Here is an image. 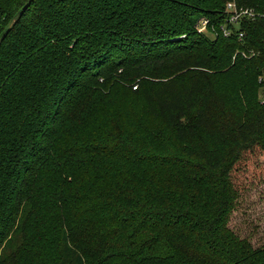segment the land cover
Returning <instances> with one entry per match:
<instances>
[{
	"label": "trees",
	"instance_id": "obj_1",
	"mask_svg": "<svg viewBox=\"0 0 264 264\" xmlns=\"http://www.w3.org/2000/svg\"><path fill=\"white\" fill-rule=\"evenodd\" d=\"M229 1L0 0V264H264L230 228L264 19L225 38Z\"/></svg>",
	"mask_w": 264,
	"mask_h": 264
},
{
	"label": "rangeland",
	"instance_id": "obj_2",
	"mask_svg": "<svg viewBox=\"0 0 264 264\" xmlns=\"http://www.w3.org/2000/svg\"><path fill=\"white\" fill-rule=\"evenodd\" d=\"M112 106H117L112 102ZM239 201L230 228L254 248L264 246V152L246 153L232 173Z\"/></svg>",
	"mask_w": 264,
	"mask_h": 264
},
{
	"label": "built area",
	"instance_id": "obj_3",
	"mask_svg": "<svg viewBox=\"0 0 264 264\" xmlns=\"http://www.w3.org/2000/svg\"><path fill=\"white\" fill-rule=\"evenodd\" d=\"M245 0H230L226 4L225 8V21L226 23L220 27V31L225 38H231L238 35L241 41L245 34L243 32H238L239 26L243 22H255L257 20L264 19V13L257 11L254 8L244 6L242 2ZM198 32L202 35L210 36L211 38H216V26L207 18H202L198 23ZM258 53L252 51L250 54L242 53L243 56L247 58L255 57ZM259 84L262 87V94L260 95L264 103V72L259 77Z\"/></svg>",
	"mask_w": 264,
	"mask_h": 264
}]
</instances>
